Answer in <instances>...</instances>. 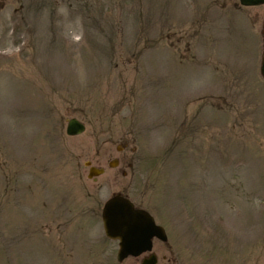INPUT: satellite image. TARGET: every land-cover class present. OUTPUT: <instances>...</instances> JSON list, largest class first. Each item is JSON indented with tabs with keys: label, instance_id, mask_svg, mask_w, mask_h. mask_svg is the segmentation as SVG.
Listing matches in <instances>:
<instances>
[{
	"label": "rangeland",
	"instance_id": "374dc122",
	"mask_svg": "<svg viewBox=\"0 0 264 264\" xmlns=\"http://www.w3.org/2000/svg\"><path fill=\"white\" fill-rule=\"evenodd\" d=\"M263 49L239 0H0V264H119V192L171 261L264 264Z\"/></svg>",
	"mask_w": 264,
	"mask_h": 264
},
{
	"label": "water",
	"instance_id": "95a60500",
	"mask_svg": "<svg viewBox=\"0 0 264 264\" xmlns=\"http://www.w3.org/2000/svg\"><path fill=\"white\" fill-rule=\"evenodd\" d=\"M245 6L263 5L264 0H240ZM264 76V62L262 65ZM85 130L84 125L76 119L70 120L67 133L78 135ZM102 171L92 169L90 176H98ZM103 219L107 236L112 239H120V259L129 254L139 255L148 251L152 246V239L157 237L166 240L164 230L157 226L153 218L145 211L135 210L133 205L126 199L117 196L106 203ZM149 264H155L152 259Z\"/></svg>",
	"mask_w": 264,
	"mask_h": 264
},
{
	"label": "flooded vegetation",
	"instance_id": "af4514ba",
	"mask_svg": "<svg viewBox=\"0 0 264 264\" xmlns=\"http://www.w3.org/2000/svg\"><path fill=\"white\" fill-rule=\"evenodd\" d=\"M120 151V150H119ZM120 154H125L124 150L119 152ZM118 163H121L122 160L120 158H118ZM130 167V166H129ZM163 245V250L164 251H155L154 254H157V258H158V262L157 264H196V257L195 254H190L187 255L190 258H188L189 260H186V255H185V251H179V256L181 257V259L178 258V256L176 257V260L171 261L168 258V255L166 254L165 251L169 252L172 250V248L170 247V245H168V243H161ZM165 253V254H164ZM162 254V255H160ZM151 256V254H142L139 257H128L126 258L123 262H121L120 264H142V262L146 259L149 258ZM194 258V260H193ZM185 261V262H184ZM195 262V263H194Z\"/></svg>",
	"mask_w": 264,
	"mask_h": 264
}]
</instances>
